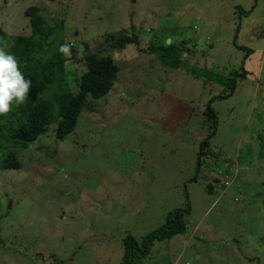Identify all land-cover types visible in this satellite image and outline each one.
<instances>
[{
  "label": "rangeland",
  "instance_id": "1",
  "mask_svg": "<svg viewBox=\"0 0 264 264\" xmlns=\"http://www.w3.org/2000/svg\"><path fill=\"white\" fill-rule=\"evenodd\" d=\"M31 5L69 42L72 88L85 53L119 71L72 132L49 126L0 169V264H122L128 234L141 242L187 202L186 231L134 264H264V0H0V27L31 33ZM233 76L199 155L204 109Z\"/></svg>",
  "mask_w": 264,
  "mask_h": 264
},
{
  "label": "trees",
  "instance_id": "2",
  "mask_svg": "<svg viewBox=\"0 0 264 264\" xmlns=\"http://www.w3.org/2000/svg\"><path fill=\"white\" fill-rule=\"evenodd\" d=\"M25 15L30 20L31 33L28 35L9 36L0 27V46H6V51L17 59L18 67L25 78L31 80V88L25 102L14 106L7 115L0 116V169L20 168L18 152L45 134L49 126L55 125V137L58 139H63L72 132L80 113L87 107V98L105 95L112 88L119 71L118 65L110 55L85 53L83 58L78 60L84 63L85 69L75 78L76 83L72 88L66 78L67 58L65 53L60 51L61 46L69 42L58 39L54 33L56 27L42 17L37 6H28ZM52 35L55 37H51ZM136 39L135 36L127 37L124 39L126 42L123 40L120 46L123 47L127 42L131 43ZM170 49L171 46L162 48L161 56L165 64L176 67L177 50ZM48 53L49 56L43 57V54ZM245 73L244 70L242 74ZM230 86L229 91L212 96L204 109V114L209 119L212 118L213 123L209 126L208 135L200 142L199 155L204 149L209 150V140L217 129V116L211 109L210 102L234 93L235 76L232 77ZM190 210L188 202L185 207L170 210L165 222L147 233L141 242L128 234L123 239L122 264H134L138 256L147 253L153 241L170 239L176 234L184 233L187 229L185 216Z\"/></svg>",
  "mask_w": 264,
  "mask_h": 264
},
{
  "label": "clouds",
  "instance_id": "3",
  "mask_svg": "<svg viewBox=\"0 0 264 264\" xmlns=\"http://www.w3.org/2000/svg\"><path fill=\"white\" fill-rule=\"evenodd\" d=\"M60 51L70 54L68 45L61 46ZM30 88L31 80L25 78L15 56L0 46V116L23 104Z\"/></svg>",
  "mask_w": 264,
  "mask_h": 264
},
{
  "label": "crops",
  "instance_id": "4",
  "mask_svg": "<svg viewBox=\"0 0 264 264\" xmlns=\"http://www.w3.org/2000/svg\"><path fill=\"white\" fill-rule=\"evenodd\" d=\"M233 166L236 167V165H233ZM214 178H215V177H214ZM227 179L231 180L232 178H230V176H227V177H226V179L224 180V185H225V187H228V186H226V184H225V182H227ZM214 180L216 181L217 179L215 178ZM213 189H214V186L209 184V190H210V192H212ZM223 194H224V193H223ZM219 195H221V193H220ZM186 243H187V240L185 241V244H186Z\"/></svg>",
  "mask_w": 264,
  "mask_h": 264
}]
</instances>
